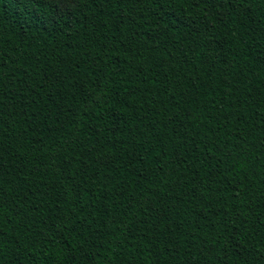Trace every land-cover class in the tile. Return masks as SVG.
<instances>
[{
    "label": "trees",
    "instance_id": "16d2710c",
    "mask_svg": "<svg viewBox=\"0 0 264 264\" xmlns=\"http://www.w3.org/2000/svg\"><path fill=\"white\" fill-rule=\"evenodd\" d=\"M0 264H264V0H0Z\"/></svg>",
    "mask_w": 264,
    "mask_h": 264
}]
</instances>
